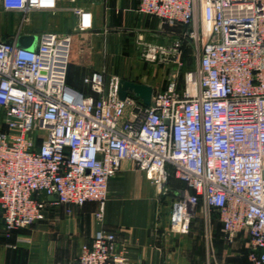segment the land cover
<instances>
[{
  "label": "built area",
  "instance_id": "1",
  "mask_svg": "<svg viewBox=\"0 0 264 264\" xmlns=\"http://www.w3.org/2000/svg\"><path fill=\"white\" fill-rule=\"evenodd\" d=\"M75 3L76 0H66ZM58 0H1L20 12L55 10ZM138 11L187 28L202 42L189 90L170 80L149 106L119 96L107 69L83 79L86 94L68 84L73 35L41 34L33 49L21 30L0 39V210L5 234L47 218L50 203L98 204L99 224L75 264H128L117 236L104 226L109 182L125 161L145 173L162 199L169 228L188 234L199 208L215 212L228 243L250 238L248 259L264 264V0H139ZM75 30L94 27L90 9L74 7ZM144 60L179 64L181 38L153 44L139 38ZM185 188L171 195V180Z\"/></svg>",
  "mask_w": 264,
  "mask_h": 264
},
{
  "label": "crops",
  "instance_id": "2",
  "mask_svg": "<svg viewBox=\"0 0 264 264\" xmlns=\"http://www.w3.org/2000/svg\"><path fill=\"white\" fill-rule=\"evenodd\" d=\"M138 2L88 0L86 6L72 5L90 9L94 15L93 29L80 35L75 32L76 17L72 7L56 13H67L65 19H53L44 11L32 12L20 29V24L14 23L11 17L13 13L21 17L22 13L6 11L0 0V39L12 40L21 30V35H30V39L36 37L23 41L34 48L45 32L71 34L73 50L68 82L72 87L89 94L83 79L93 71L106 68L107 80L115 76L156 89L160 83L155 81V75L138 62L136 52L127 48L129 40L140 37L159 40L166 34L158 18L138 11ZM154 31L152 35L150 32ZM170 188L173 195L176 190L185 188V184L174 179ZM46 200L50 205L45 221L9 235L5 234L0 210V264L77 262L82 246L89 244L99 229L94 216L98 204L88 202L67 216L64 211L53 208L54 197ZM160 201L157 189L130 161H125L121 171L110 180L104 226L116 234V251L126 255L128 264H251L247 257L249 236L242 233L234 243H228L217 213L207 214L199 208L188 234L173 233L169 228L171 206L167 213L160 215Z\"/></svg>",
  "mask_w": 264,
  "mask_h": 264
},
{
  "label": "rangeland",
  "instance_id": "3",
  "mask_svg": "<svg viewBox=\"0 0 264 264\" xmlns=\"http://www.w3.org/2000/svg\"><path fill=\"white\" fill-rule=\"evenodd\" d=\"M88 0H78L77 3L71 4L70 2L66 1V0H58L57 2V8L55 10L52 9H48L45 10L44 12L50 13L51 16L53 17V19L61 17L62 19H65L67 17V13H61V14H56L62 10L69 9L70 7L73 8L72 5H84L86 6ZM74 9V8H73ZM18 13H13V17H11V20L14 23H18V25L20 24V29L23 28V26L25 25L22 24V19L23 16H15ZM74 14V13H73ZM160 23V28L163 29V33L166 34V36H164V38H161L159 40H147L144 39L145 42L148 43H153V44H168L173 42L174 37H180L181 38V45H182V58L179 64H158V63H151L148 62L146 60H144V58L142 57V45L141 42H139L138 38H135L134 40H129L128 46L129 50H132V52H136V58L138 60V62H141L144 66H147V68H149V72H151V74H154L155 76V81L160 83L159 84V88L156 89H165L169 83L170 80L174 79L173 76L176 75V78L174 80H176L177 82V89L179 91H185V90H189L190 88V84H191V79L195 77L196 71L198 69V65H199V50L201 48L202 42H198L193 38H189V36L187 35V28L184 27H176V28H172L169 26H166L164 24L161 23V21L159 20ZM76 33H78L75 30ZM152 35L155 34L154 32H150ZM80 35H84L85 33H78ZM26 36H30V35H26ZM41 36V35H40ZM168 37V38H167ZM30 38V37H29ZM36 37H32V40H34ZM73 50V47H72ZM173 200L170 198V196L167 194L165 195L160 203H159V209H158V214L163 215L164 213H167L169 211L170 206L172 205ZM54 209H58L59 211L62 210L64 211L65 215V208L63 206L60 205H55L53 206ZM76 207H74L72 210V214L74 213ZM68 216V215H67ZM32 228V227H31ZM30 229V228H29ZM24 230V229H23Z\"/></svg>",
  "mask_w": 264,
  "mask_h": 264
},
{
  "label": "water",
  "instance_id": "4",
  "mask_svg": "<svg viewBox=\"0 0 264 264\" xmlns=\"http://www.w3.org/2000/svg\"><path fill=\"white\" fill-rule=\"evenodd\" d=\"M31 41L28 36H23L20 39V46L28 49H33V47L27 46L23 41ZM22 41V42H21ZM154 89L146 84L136 83L134 81H129L126 79H121L119 82V96L121 99H125L126 96L131 93L141 99L143 103L147 106L151 104L152 95Z\"/></svg>",
  "mask_w": 264,
  "mask_h": 264
},
{
  "label": "trees",
  "instance_id": "5",
  "mask_svg": "<svg viewBox=\"0 0 264 264\" xmlns=\"http://www.w3.org/2000/svg\"><path fill=\"white\" fill-rule=\"evenodd\" d=\"M68 84H69V82H68ZM174 180V179H173ZM247 257H248V252H247Z\"/></svg>",
  "mask_w": 264,
  "mask_h": 264
}]
</instances>
